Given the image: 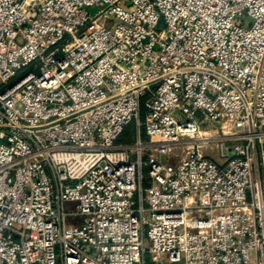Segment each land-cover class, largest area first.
I'll use <instances>...</instances> for the list:
<instances>
[{
  "label": "built area",
  "instance_id": "obj_1",
  "mask_svg": "<svg viewBox=\"0 0 264 264\" xmlns=\"http://www.w3.org/2000/svg\"><path fill=\"white\" fill-rule=\"evenodd\" d=\"M150 259L264 264V0H0V264Z\"/></svg>",
  "mask_w": 264,
  "mask_h": 264
},
{
  "label": "rangeland",
  "instance_id": "obj_2",
  "mask_svg": "<svg viewBox=\"0 0 264 264\" xmlns=\"http://www.w3.org/2000/svg\"><path fill=\"white\" fill-rule=\"evenodd\" d=\"M211 130V137L212 138H216V137H220L221 136V132H220V130L218 129V127H215V128H212V129H210ZM210 142H214V141H210ZM184 146H186V145H184ZM190 147V146H189ZM183 147H177V149H175V150H172V152H171V154H170V157H179V156H183V152H185V150L184 149H182ZM189 149H191V148H189ZM162 160H164V159H162ZM150 263L149 264H155V263H153V261H151V259H150V261H149Z\"/></svg>",
  "mask_w": 264,
  "mask_h": 264
},
{
  "label": "trees",
  "instance_id": "obj_3",
  "mask_svg": "<svg viewBox=\"0 0 264 264\" xmlns=\"http://www.w3.org/2000/svg\"><path fill=\"white\" fill-rule=\"evenodd\" d=\"M131 135H132V131H131V127H129V128L125 131L122 140H127V141L130 140ZM149 263H150L149 261L146 262V264H149Z\"/></svg>",
  "mask_w": 264,
  "mask_h": 264
},
{
  "label": "bare ground",
  "instance_id": "obj_4",
  "mask_svg": "<svg viewBox=\"0 0 264 264\" xmlns=\"http://www.w3.org/2000/svg\"><path fill=\"white\" fill-rule=\"evenodd\" d=\"M203 135H204V133H200L198 139H203V137H204Z\"/></svg>",
  "mask_w": 264,
  "mask_h": 264
}]
</instances>
